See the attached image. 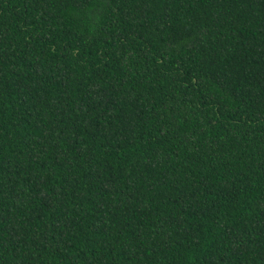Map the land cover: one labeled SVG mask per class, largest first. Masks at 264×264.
<instances>
[{
    "label": "trees",
    "instance_id": "trees-1",
    "mask_svg": "<svg viewBox=\"0 0 264 264\" xmlns=\"http://www.w3.org/2000/svg\"><path fill=\"white\" fill-rule=\"evenodd\" d=\"M0 264H264V0H0Z\"/></svg>",
    "mask_w": 264,
    "mask_h": 264
}]
</instances>
